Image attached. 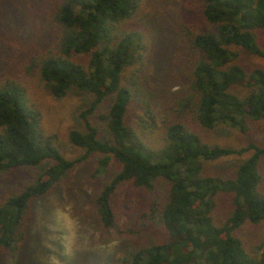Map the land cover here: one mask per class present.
Instances as JSON below:
<instances>
[{"label":"trees","instance_id":"trees-1","mask_svg":"<svg viewBox=\"0 0 264 264\" xmlns=\"http://www.w3.org/2000/svg\"><path fill=\"white\" fill-rule=\"evenodd\" d=\"M164 1L177 15L161 32L140 15ZM33 25L39 51L0 72V180L22 172L0 196V264L28 241L34 202L92 154L105 175L92 214L101 241H117L112 264H264V239L252 253L239 234L264 224V143L209 137L264 122V68L241 62L264 59V0H0V34ZM157 53L154 90L145 75ZM27 75L56 99L82 96L67 132L80 154L46 131ZM226 157L240 158L232 176L207 171ZM222 193L231 207L218 219Z\"/></svg>","mask_w":264,"mask_h":264},{"label":"rangeland","instance_id":"rangeland-1","mask_svg":"<svg viewBox=\"0 0 264 264\" xmlns=\"http://www.w3.org/2000/svg\"><path fill=\"white\" fill-rule=\"evenodd\" d=\"M172 6L166 1L146 6L142 9L141 19L154 30L166 32L162 27L164 17L167 18L166 12L177 15L175 7ZM40 20H37L38 26L43 25ZM38 26L33 25L32 29L25 30V33L14 30L0 34V72L7 70L10 73L11 69L15 71L19 56L29 50L39 51L40 47L35 39ZM154 55L156 58L151 59L149 63L145 82L156 90L161 89L160 85L164 82L162 72L165 70L163 66H158V60L162 62V56L159 53ZM241 62L245 66L259 65L264 68V59H257L246 53H242ZM170 79L168 84L165 83L169 89L177 84L175 79L171 77ZM25 82L31 98L42 111L46 131L54 136L67 155L80 154L82 150L68 141L67 132L75 123L74 116L84 107L82 96L71 93L56 99L37 83L35 77L27 75ZM163 98L165 97L160 90L157 101L161 102ZM161 109L157 105V113L161 114ZM134 111L135 108L130 107L127 119H133ZM209 137L213 141L225 143L246 144L249 141H256L263 144L264 122H250L249 128L244 132L234 131L226 135L222 132H211ZM239 159L226 157L208 163L206 168L212 174L232 176L234 165ZM96 163V155H90L78 163L62 183L34 202L30 237L22 249L8 261L9 264H112V257L118 247L117 241L109 243L101 241V232L92 214L94 194L105 176L102 170H96ZM260 171L264 190V158ZM20 179L22 172L0 180V196L6 194L11 187L17 186ZM216 199L214 214L219 219L231 207V194L222 193ZM239 234L247 248L256 253L258 245L264 239V224H246L239 229Z\"/></svg>","mask_w":264,"mask_h":264}]
</instances>
